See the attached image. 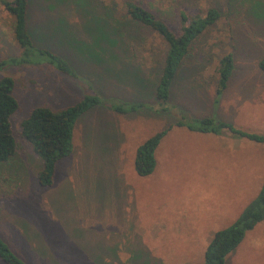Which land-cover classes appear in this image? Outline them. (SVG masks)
Listing matches in <instances>:
<instances>
[{
    "label": "rangeland",
    "instance_id": "rangeland-1",
    "mask_svg": "<svg viewBox=\"0 0 264 264\" xmlns=\"http://www.w3.org/2000/svg\"><path fill=\"white\" fill-rule=\"evenodd\" d=\"M127 1L30 0L35 45L71 61L76 76L47 62L8 63L22 48L15 20L0 2V62L6 61L0 78H14L20 103L12 117L17 151L0 165V234L28 264H203L213 234L229 226L264 184L263 143L176 124L182 117L214 116L264 133V73L258 66L264 0H131L176 32L180 10L221 12L180 67L170 109L163 112L155 87L168 45L130 19ZM108 30L109 37L126 40V57L121 44L116 49L111 38L101 40ZM94 41L111 52L88 46ZM228 50L234 51L235 69L219 95L216 67ZM89 94L102 103L79 118L73 153L58 163L54 185L43 187L42 160L22 137L21 122L38 106L60 110ZM113 100L145 106L119 113ZM164 129L154 172L140 176L137 147ZM226 264H264V220Z\"/></svg>",
    "mask_w": 264,
    "mask_h": 264
},
{
    "label": "trees",
    "instance_id": "trees-1",
    "mask_svg": "<svg viewBox=\"0 0 264 264\" xmlns=\"http://www.w3.org/2000/svg\"><path fill=\"white\" fill-rule=\"evenodd\" d=\"M0 2L15 20V37L22 48L21 55L7 61L8 63L22 65L44 64L47 62L63 74L77 75L71 61L67 58L35 45L28 29L30 0H0ZM125 9L132 21L154 31L168 45L161 74L155 87V96L159 101L158 110L162 112L169 111V101L172 96L171 87L180 67L190 59L199 40L216 25L221 12L214 7L210 8L205 14H190L185 10H180V27L179 31L176 32L168 21L135 1H127ZM108 28L111 29L110 24ZM109 31L104 33V38L101 37V40L107 41L105 40L106 36H111ZM109 38L112 39H110L111 45L116 49L121 44V51H123L124 56L127 55L126 40L119 41L112 37ZM102 43L94 41L88 46L99 49L104 53L106 51L111 52L108 49L109 47L103 46ZM115 57L113 56V58ZM107 59L109 58H103V62L108 61ZM5 62L1 61L0 66H3ZM108 62L111 63L113 60ZM258 66L264 73V57L258 61ZM234 69V51L228 50L222 54L216 67L217 94L221 95L226 91ZM14 89L15 80L13 77L3 76L0 78V165L8 162L17 151V139L12 126V117L19 110L20 103L14 95ZM101 103L102 99L98 95L89 94L75 104L60 110L48 106H38L22 120L21 135L42 160L38 181L43 187L54 185L58 163L73 153L74 132L79 118ZM111 105V108L119 113L137 111L145 106L144 103L140 102L126 105L119 100L111 101ZM176 124L179 126L185 125L193 131L202 133L218 135L230 132L234 136L264 144V133L241 130L231 122L219 120L214 116L182 117ZM166 133L167 130L165 129L158 131L137 147L134 167L140 176H149L154 172L157 166L156 151ZM262 220H264V184L258 195L244 207L239 216L229 226L219 229L213 234L206 247L203 264H226L227 257L242 243L247 232L254 229ZM0 261L4 264H28L13 250L1 234Z\"/></svg>",
    "mask_w": 264,
    "mask_h": 264
},
{
    "label": "crops",
    "instance_id": "crops-1",
    "mask_svg": "<svg viewBox=\"0 0 264 264\" xmlns=\"http://www.w3.org/2000/svg\"><path fill=\"white\" fill-rule=\"evenodd\" d=\"M157 152V151H156Z\"/></svg>",
    "mask_w": 264,
    "mask_h": 264
}]
</instances>
